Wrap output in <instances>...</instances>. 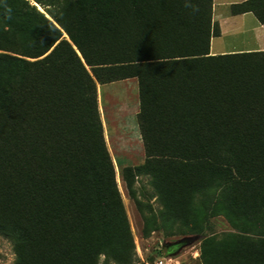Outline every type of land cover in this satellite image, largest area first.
I'll list each match as a JSON object with an SVG mask.
<instances>
[{"label":"trees","instance_id":"16d2710c","mask_svg":"<svg viewBox=\"0 0 264 264\" xmlns=\"http://www.w3.org/2000/svg\"><path fill=\"white\" fill-rule=\"evenodd\" d=\"M212 2L0 0V236L15 264H97L131 242L97 93L128 79L145 149L122 171L130 195L152 175L186 218L222 186L226 214L259 227L229 260L264 264V52L212 56ZM231 13L264 27V0Z\"/></svg>","mask_w":264,"mask_h":264},{"label":"rangeland","instance_id":"374dc122","mask_svg":"<svg viewBox=\"0 0 264 264\" xmlns=\"http://www.w3.org/2000/svg\"><path fill=\"white\" fill-rule=\"evenodd\" d=\"M29 1L37 4L35 0ZM212 24L215 30H220L213 18ZM63 37L67 38L65 34ZM107 93L104 88L100 103L108 114L110 104L115 101ZM122 155L129 158L134 155L132 159L140 165L145 161L143 152L139 155L115 153L116 158ZM114 168L131 242L121 244L122 251L118 256L101 255L97 264H157L160 260L162 264H238L229 260L225 246L244 245L248 239L257 240L259 227L256 222L226 214L227 198L222 186L195 195L192 213L186 218L175 217L162 200L152 175L135 174L132 185L135 197H132L123 179L125 166L120 163ZM16 259L14 244L0 236V264H15Z\"/></svg>","mask_w":264,"mask_h":264},{"label":"crops","instance_id":"0c3cea01","mask_svg":"<svg viewBox=\"0 0 264 264\" xmlns=\"http://www.w3.org/2000/svg\"><path fill=\"white\" fill-rule=\"evenodd\" d=\"M245 1L247 0H213L212 18L220 27V35L211 40L210 54L212 56L264 52V27L254 14L231 13L233 5ZM104 88H107V94L115 101L110 104L108 114L100 103ZM97 93L104 139L114 166L118 167L120 163L125 167L140 166V163H135L132 159L134 155L130 158L126 155L120 158L115 156L116 152H130L138 155L141 152L145 153L138 122L140 100L137 80L128 79L104 85L98 84Z\"/></svg>","mask_w":264,"mask_h":264},{"label":"water","instance_id":"95a60500","mask_svg":"<svg viewBox=\"0 0 264 264\" xmlns=\"http://www.w3.org/2000/svg\"><path fill=\"white\" fill-rule=\"evenodd\" d=\"M34 6L38 7V9H39L42 13H44L43 10H42L37 4H34ZM47 17L49 18V16H47ZM50 20H51V19H50Z\"/></svg>","mask_w":264,"mask_h":264},{"label":"clouds","instance_id":"9594fccd","mask_svg":"<svg viewBox=\"0 0 264 264\" xmlns=\"http://www.w3.org/2000/svg\"><path fill=\"white\" fill-rule=\"evenodd\" d=\"M185 6L189 7L190 5L186 4ZM195 11H196V9L193 7V12H195Z\"/></svg>","mask_w":264,"mask_h":264},{"label":"built area","instance_id":"2783aa9c","mask_svg":"<svg viewBox=\"0 0 264 264\" xmlns=\"http://www.w3.org/2000/svg\"><path fill=\"white\" fill-rule=\"evenodd\" d=\"M157 264H162V261L160 260Z\"/></svg>","mask_w":264,"mask_h":264}]
</instances>
